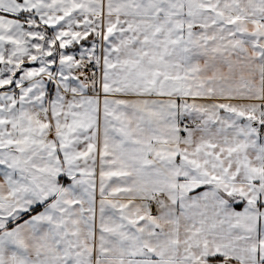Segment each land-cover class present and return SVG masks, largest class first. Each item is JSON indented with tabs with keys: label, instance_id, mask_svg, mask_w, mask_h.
Wrapping results in <instances>:
<instances>
[{
	"label": "snow or ice",
	"instance_id": "obj_1",
	"mask_svg": "<svg viewBox=\"0 0 264 264\" xmlns=\"http://www.w3.org/2000/svg\"><path fill=\"white\" fill-rule=\"evenodd\" d=\"M0 264H264V0H0Z\"/></svg>",
	"mask_w": 264,
	"mask_h": 264
}]
</instances>
